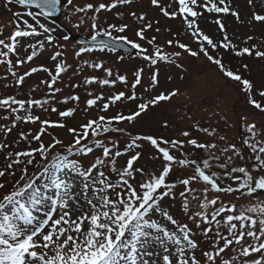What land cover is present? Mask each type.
<instances>
[{
	"label": "snow or ice",
	"instance_id": "1",
	"mask_svg": "<svg viewBox=\"0 0 264 264\" xmlns=\"http://www.w3.org/2000/svg\"><path fill=\"white\" fill-rule=\"evenodd\" d=\"M178 4V9L171 13L165 9H161L163 15L168 18H184L187 29L192 31V35L196 38L199 45L198 50H193L189 45L176 42L175 47L182 50L188 56L199 58L201 55L208 62L217 66L219 73L224 78L241 85V91L245 93L247 103L260 113H264V103L257 101L254 96V85L251 81L242 78L238 71H233L226 67L223 63V53H219L220 49L227 52L230 48L235 49V45L229 41L225 34L220 41L214 40L199 29L196 18L203 15V12L197 11V8H202L208 13H225L231 14L239 20V15L236 11H231L230 6L225 3V0H218V3L211 0H204L203 4H198L197 0H174ZM253 0H249L252 4ZM132 0H115V2L107 5L100 3L95 6L91 3L84 7L74 6L73 0H5V4L10 6L16 4L28 9L25 15L30 17L35 24L29 23L27 20H22L20 13H14L17 18V24L14 32L10 36L11 43H6L4 39H0V46L7 49L6 52L0 51V57H7L10 53H15L17 45L22 43L18 38L39 36L41 32L45 35L47 43L50 45L53 41V34L56 32L55 27L46 26L41 21H47L49 18L57 17L62 14V8L72 6L74 13H84L94 11L99 14L102 10L111 11L118 4H131ZM151 4L159 6L158 0H151ZM224 5V6H220ZM92 16L93 23L91 25L92 35L90 43L94 47H81L76 55L79 56L82 52H91L99 50L101 52L107 50L115 52L119 46H128L134 50V58L146 62L145 66L137 67L133 70L134 80L131 82V95L120 91L109 98L108 103H104L103 111L109 109L110 104H115L117 101L127 99L136 101L137 96L135 89L142 85V80L145 74L146 67H149L150 81L149 85L144 89L146 93H153L146 100L140 99L136 105V110L131 114L125 115L117 113L111 118H106L101 115L98 119H90L86 123L77 128H68V132L73 135V140L69 144L56 137L52 138L51 143L45 145L41 141V136L44 134L45 128L42 127L40 132L32 136V139L41 141L39 147L15 153L17 159L8 165L19 164V157H27L25 167L21 170L22 175L19 180L11 185L9 189L5 183H0V264H201V261L196 256V250L199 247V242L196 239V230L201 229L202 224L217 225L215 252L204 251L203 257L212 264L216 256H219L225 251L229 245L235 242L240 244L245 237H251L259 243L249 244L242 248L241 255L248 257L252 253L264 252V203H258L253 206L241 207L239 214H229L223 217V223L227 226L228 237L223 236L219 232L221 220L217 219L223 213H236V205L225 206L223 202L220 207L214 208L209 214L206 209L209 206H215L218 203L219 197L208 199V188L204 189V202L200 203L199 207L202 211L189 214V203L187 193L192 191L189 187L193 182L202 181L206 186H210L211 190L216 193H232L246 190V194L251 196L258 191H264V141L257 139L262 133H257L256 123L248 122L250 116H244V127L248 136L242 140V146L249 149L254 156V164L251 170L248 166H233L229 168L234 157L244 160V156L240 148L235 144H231L223 149L224 152L231 151L232 155L227 157V161L223 162L220 167L225 169L224 173L211 171V163L208 159L201 162L195 159L188 158V154L181 153L184 156L182 159H177L174 150L184 149L185 146H190L192 149H214L216 144L200 142L198 138H192L188 130H184L180 135L186 140L181 139H165L154 135H137L133 134L120 125L123 122L132 124L141 117L142 114H147L151 108L161 105L163 102L170 101L173 97L179 95V89L171 91L154 92L159 85V68L157 65L160 62L166 64H174L176 68H183V65L177 63V58L182 56L180 51L167 54L164 50L155 44V37L147 40V44L153 45V50L144 47L136 40L128 38L126 35H113L116 33H125L127 25H108L107 28H101L97 23L96 15ZM140 21H145L146 16L141 14L137 17L135 12L131 13ZM191 17L192 19H189ZM252 20L264 24V14L254 12ZM158 23V22H157ZM219 26L221 32L225 31V25L220 19L214 21ZM23 25V27L21 26ZM74 27H79L74 25ZM152 28V23L144 24L140 30L136 31L135 35L139 40L146 39L144 33ZM39 29V31H38ZM160 31V29H156ZM99 38V39H98ZM62 39L68 41L69 35L65 34ZM251 39V38H249ZM169 46L173 45V40L167 41ZM33 49L31 54L27 55L26 60H17L16 65L32 61L37 56L36 49L43 48L44 45L30 43L26 46ZM214 53H219L220 58ZM244 54L252 55V50L243 48L235 51V55L241 56ZM60 56L56 52L51 56L53 61H56ZM256 57L264 58V52L256 51ZM118 59L123 60L120 56ZM0 63H7L10 67L12 61L0 60ZM97 69L102 68V64L92 65ZM247 68V65L244 66ZM154 69V70H153ZM46 72L51 77L50 81H41L46 83L47 87L52 90L53 98L59 88L53 89V85L57 82L62 72L67 71V67L63 63L55 65V74L47 67H33L24 75L17 78V86L24 82L25 76H30L36 72ZM106 76L112 77L111 69H106ZM16 75L15 72L12 73ZM171 79V77H169ZM183 79V77H181ZM116 81L127 85L128 79L125 75L117 74L115 79H101L98 83L101 86L114 85ZM95 77L87 78L86 84L96 83ZM92 96V93H89ZM261 100H264V88L258 91ZM104 97L96 96L87 100V107L91 108L97 104L98 100H103ZM69 100L79 101L76 95L66 97L60 103H68ZM48 100L28 99L20 100L14 97L0 99V107H6L12 113H15V121L12 127H16V122L23 121L25 123H36L39 120L38 116L20 115V112L30 113L35 107L44 108V105L49 104ZM13 105L17 107H12ZM27 105V107H26ZM47 110V109H45ZM51 111L56 112L55 107ZM76 109L71 108L59 112L61 118L72 117ZM7 119V117H5ZM42 125L50 127L64 128V123H52L49 121H41ZM117 125V126H113ZM168 127L167 124L164 125ZM11 131V128L5 129V134ZM196 131L207 133L209 136L214 135L215 129L209 131L207 128L196 126ZM119 133L131 137L129 143L126 144L127 150L141 148L140 142H147L158 154L159 159H162L161 170L158 172L147 173L143 168H134V162L140 158V153L137 152L131 155L127 160L126 166L122 170L116 168V158L126 154L117 148L114 139L105 137V142L96 139L94 142L96 149L102 150V155L96 157L94 162H90V166L85 168L83 162L76 157H87L93 153V146H89L87 141L90 138L99 137L102 134ZM29 134L20 133L22 140L28 139ZM221 139H224L221 137ZM110 144L111 146H107ZM57 146H61L58 148ZM7 145L0 144V148ZM113 149H116L113 152ZM9 154V159L11 158ZM38 156V159H37ZM218 159V157H213ZM34 165L35 171L29 175L27 166ZM111 165L113 172H117L119 176L118 182L113 184L109 177L105 175L102 169ZM178 165L182 169L191 168L192 174L186 177H181L179 183L184 186V190L179 193L182 198L180 208L192 222L189 223L175 218L171 207H166V198L168 201L177 202L174 189L177 184L168 182V177L173 171V166ZM95 173V175H94ZM134 173H139L142 179L139 182L136 180ZM242 174V175H233ZM255 173V175H254ZM5 172L0 171V177H4ZM47 177L46 181L41 184L42 178ZM146 177V178H143ZM222 179H231L235 183L239 181L234 188L231 185L221 187L219 181ZM100 185L99 188L96 185ZM82 185V187H81ZM91 190L96 199H88L86 203L90 206L89 213L82 212V205L78 193ZM117 189H119L117 191ZM114 192L115 199L111 195L101 193ZM78 205H80L78 207ZM210 216V218H209ZM88 222V229L83 233V239H79V234L82 232V225ZM238 221L239 225L233 223ZM259 225V231H256V225ZM64 225H72L71 231L78 234L77 237L68 235L69 229ZM237 229H239L237 231ZM203 235L207 236L212 229L210 227L203 228ZM63 238V239H62ZM223 241V247H219V241ZM155 259H152V258ZM224 264H229L227 260ZM244 264H264V259H253L245 261Z\"/></svg>",
	"mask_w": 264,
	"mask_h": 264
},
{
	"label": "rangeland",
	"instance_id": "2",
	"mask_svg": "<svg viewBox=\"0 0 264 264\" xmlns=\"http://www.w3.org/2000/svg\"><path fill=\"white\" fill-rule=\"evenodd\" d=\"M115 0H73L74 6L84 7L91 3L98 6L100 3L110 5ZM159 6L151 4V0H132L131 4L120 5L111 11L102 10L99 14H95L94 11H88L84 13H74V8L69 6L68 8H62V14L57 24L50 23L48 21H41L46 26L55 27L57 30L53 34L52 44H48L45 38L46 34L39 36H30L25 38H18L22 41L17 45L15 53H10L7 57H0V60L12 61L10 67L7 63H0V99L14 97L20 100L38 99L48 100L50 103L44 105V108L33 107L30 113L20 112V115H33L38 116L39 120L36 123H25L23 121L16 122V127H12L15 121V113H12L6 107H0V144L7 145V147L0 148V171L5 172L4 177H0V183H5L10 189L11 185L19 180L22 175V169L25 167L27 157H19V164H12L11 168L8 165L12 161L16 160L15 153L28 151L39 147L41 141L48 145L51 143L52 138L56 137L69 144L73 140V135L68 132V128L79 129L80 125L86 123L90 119H98L103 115L106 118H111L117 113H123L125 115L131 114L136 110L137 103L143 98L146 100L150 94L146 93L145 88L149 85L150 71L149 67H146L145 74L142 80V85L137 86L134 90L137 96L136 101H130L123 99L117 101L115 104H110L107 111H103L104 103L109 102V98L120 91H124L126 94L131 95L133 90L130 85L134 80L133 70L137 67L145 66L146 62L139 58H134V55H123L120 53H113L107 50L101 52L99 50L91 52H82L79 56L76 52L81 47L77 46L72 37L83 36L90 38L92 35L91 25L93 23L92 16H97L96 23L101 28H107L108 25H127L125 33H116L113 35H126L132 40H136L144 47L149 49V52L153 50V45L147 44V40L155 37V44L160 46L165 53L171 54L173 52L180 51L182 56L177 58V63L183 65V68H176L174 64H166L160 62L157 67L159 68V85L154 92L171 91L179 89V95L173 97L168 102H163L161 105L151 108L147 114H142L135 122L129 124L123 122L118 125L121 128H125L133 134L137 135H154L157 137H163L165 139H181L186 140L180 135L184 130H188L191 133L192 138H198L200 142L214 143L216 148L214 149H192L190 146H185L184 149L174 150V154L177 159L184 158L181 153L188 154V158L195 159L198 162L208 159L211 163V171L224 173L225 169L220 165L227 161V157L232 155L231 151L224 152L223 149L231 144H235L243 153L244 160H240L238 157H234L229 168L233 166H248L251 170V166L254 164V156L249 149L242 146V140L248 136L244 127L245 121L242 119L244 116H250L248 122H255L257 133H262L257 139L264 141V113H260L257 109H254L247 103L245 93L241 91V85L224 78L217 66L211 64L202 55L199 58H193L183 53L181 49L175 47L177 41L189 45L193 50H198V43L196 38L192 35V31L187 29L184 18L177 16V18H168L163 15L161 9H165L168 12L178 9V4L174 0H158ZM198 4H203L204 0H197ZM211 2L218 3V0H211ZM225 3L230 6L231 11H236L239 15V20L232 16L230 13H208L202 8H197V11L203 12V15L196 18L198 21L199 29L203 33L212 37L216 41L223 39L226 34L229 41L235 45V49H229L225 52L223 49L219 50V53H223V63L229 69L238 71L242 78L251 81L254 85V91L256 95L254 98L264 103V100L258 95V91L264 88V58L256 57L255 52H264V24L256 22L251 19L254 12L264 14V0H253L252 4H249V0H225ZM224 6V5H220ZM27 9L19 7L16 4L10 6L5 4V0H0V39H4L6 43H11L10 36L15 30L17 24V18L14 13H20L22 20H27L29 23L35 24L30 17L25 15ZM135 12L137 17L141 14L146 16L145 21H140L131 13ZM189 19H192L189 17ZM216 19H220L225 25V31L221 32L219 26L214 23ZM152 23V28L148 29L144 35L145 40L141 41L136 37V31L146 23ZM158 22V23H157ZM78 25L79 27H74ZM23 27V25H21ZM160 31H156V29ZM39 31V29H38ZM67 34L70 39L64 41L62 37ZM251 38V39H249ZM173 40V45L169 46L167 41ZM30 43L43 44L44 47L37 48V56L32 61L22 63L19 66L16 65L17 60H26L27 55L31 54L33 49L26 46ZM243 48H249L252 50V55L244 54L241 56L235 55V51H239ZM0 51L6 52L7 49L0 46ZM56 52L60 53V56L56 61L51 59V56ZM219 53H214L217 58H220ZM123 56L124 59H118ZM57 63H63L67 67V71L62 72L57 82L53 85V89L59 88L60 91L55 93L53 98L52 90L47 87L46 83L41 81H50L51 77L48 73L40 71L32 73L30 76H25L24 82L17 86V78L20 75H24L29 72L33 67H47L52 74H55V65ZM102 64V68H95L92 65ZM247 65V68L244 66ZM106 69H111L112 77L106 76ZM154 70V69H153ZM16 75L13 76L12 73ZM117 74L125 75L128 79V84H121L116 81L114 85L101 86L98 81L101 79H115ZM95 77L97 82L93 84H86L87 78ZM171 77V79H169ZM183 77V79H181ZM92 93V96L89 95ZM76 95L79 97V101L69 100L68 103H60L66 97ZM103 96V100H98L97 104L91 108L87 107V100L96 96ZM12 107H17L13 105ZM27 107V105H26ZM55 107L56 112L51 111V108ZM74 108L72 117L61 118L59 112L67 109ZM47 109V110H45ZM7 117V119H5ZM41 121H49L52 123H64V128L50 127L42 125ZM168 127L165 128L164 125ZM117 126V125H113ZM196 126L201 128H207L209 131L215 129V133L209 136L207 133L196 131ZM44 127V134L41 136V141L32 139V136L40 132ZM11 128V131L5 134V129ZM23 132L28 135V139L22 140L20 133ZM114 139L117 144V148L121 152L126 154L116 158L117 170H122L127 163V160L131 155L140 153V158L134 162V168H143L147 173L158 172L161 170L162 159L157 158L158 154L147 142H140L141 148L132 149L126 151V144L130 142L131 137L119 134L108 133L102 134L99 137L90 138L87 143L89 146H93V153L87 157H76L83 162L85 168L90 166V162H94L96 157L102 155L101 149H96L94 142L96 139L105 142V137ZM223 137L224 139H221ZM107 146H111L107 144ZM61 148V146H57ZM62 150V148H61ZM116 149H113L115 152ZM11 158L9 159V154ZM218 157V159H213ZM38 159V156H37ZM27 170L29 175L35 171L34 165H28ZM105 175L109 177L110 182L115 184L119 180L117 172H113L111 165L103 167L102 169ZM192 174V169H182L178 165L173 166V171L168 177V182H174L177 187L174 189L176 193L177 202L168 201L166 198V207H171V210L178 220L189 223L192 226V222L188 220V217L184 214L180 208L182 198L179 197V193L184 190V186L179 183L181 177H186ZM95 175V173H94ZM136 180L139 182L142 177L139 173H134ZM242 175V174H233ZM255 175V173H254ZM146 178V177H143ZM47 177L41 179L40 183L43 184ZM239 181L235 183L231 179H222L219 181L221 187L231 185L236 187ZM82 187V185H81ZM97 188L100 185H96ZM192 191L187 193V200L189 203V214L197 211H202L199 205L204 202V189L207 187V198L212 199L219 197L218 203L215 206H209L207 211L209 214L214 208L220 207L221 203L225 206L236 205V213H223L217 219L221 220L219 226V232L228 237L227 226L223 223V217L229 214H239L241 207L253 206L258 203H264V191H258L251 196L246 194V190L232 193H216L211 190L210 186H206L202 181L193 182L189 186ZM119 189H117L118 191ZM111 195L115 199L114 192L101 193V195ZM80 205H82V212L84 214L89 213L90 206L86 203L88 199H96L93 192L89 189L87 192L78 193ZM78 205V207L80 206ZM210 218V216H209ZM239 225L238 221H233ZM69 229L68 235L77 237L78 234L71 231L72 225H64ZM210 227L212 231L207 235H203V228ZM88 229V222L85 221L82 225V232L79 234V239H83V233ZM196 239L199 242V247L196 250V256L201 261V264H209L206 258L203 257L204 251L215 252L217 225L215 223L208 225L202 224L201 229L196 230ZM239 229H237L238 231ZM256 231H259V225H256ZM231 238V237H228ZM63 239V238H62ZM264 240V238H262ZM223 241H219V247H223ZM259 243L254 241L251 237H245L240 244L229 245L223 253L216 256L212 264H224L227 260L229 264H244V262L251 261L253 259H264V252L252 253L248 257L241 255L242 248L249 244ZM152 259H155L154 257Z\"/></svg>",
	"mask_w": 264,
	"mask_h": 264
},
{
	"label": "water",
	"instance_id": "3",
	"mask_svg": "<svg viewBox=\"0 0 264 264\" xmlns=\"http://www.w3.org/2000/svg\"><path fill=\"white\" fill-rule=\"evenodd\" d=\"M60 15L61 14H58L57 17H54V18H49L48 21H51V22H57L60 18ZM99 39V38H98ZM74 41L75 43L78 45V46H82V47H94L89 41L90 39H86L85 37L83 36H78V37H75L74 38ZM117 52H122V53H125V54H134V50L131 49L130 47L128 46H119L116 50Z\"/></svg>",
	"mask_w": 264,
	"mask_h": 264
}]
</instances>
